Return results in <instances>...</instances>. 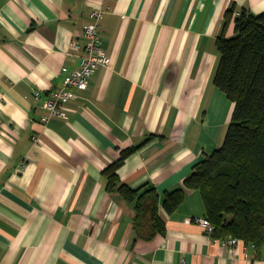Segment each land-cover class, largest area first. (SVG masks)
<instances>
[{"label": "crops", "instance_id": "crops-1", "mask_svg": "<svg viewBox=\"0 0 264 264\" xmlns=\"http://www.w3.org/2000/svg\"><path fill=\"white\" fill-rule=\"evenodd\" d=\"M233 3L264 12V0H3L0 264H264L244 242L230 247L186 221L206 216L198 190L174 213L161 211L164 234L137 239L134 206L107 190L104 175L140 146L121 180L175 190L222 145L235 104L213 79ZM98 7L111 64L67 103V117L44 123L45 98L80 64L71 42H83Z\"/></svg>", "mask_w": 264, "mask_h": 264}, {"label": "trees", "instance_id": "trees-1", "mask_svg": "<svg viewBox=\"0 0 264 264\" xmlns=\"http://www.w3.org/2000/svg\"><path fill=\"white\" fill-rule=\"evenodd\" d=\"M3 0H0V6ZM239 13V15L237 14ZM235 20V34L228 28ZM31 27L29 30H32ZM220 55L215 85L235 107L225 139L197 162L183 186L160 193L150 184L134 188L121 180L119 168L138 147L122 151L104 170L107 190L131 203L137 239L152 240L166 232L161 211L174 213L188 190H198L215 238L237 237L261 253L264 247V12L256 14L233 3L217 37ZM154 137L150 136L148 141Z\"/></svg>", "mask_w": 264, "mask_h": 264}, {"label": "built area", "instance_id": "built-area-1", "mask_svg": "<svg viewBox=\"0 0 264 264\" xmlns=\"http://www.w3.org/2000/svg\"><path fill=\"white\" fill-rule=\"evenodd\" d=\"M106 10L103 7L93 9L89 14V22L83 33V42L79 39L72 40L71 47L82 51L80 64L73 69L66 77L63 86L53 90L44 100V107L47 113L42 117L44 123H48L53 116L67 117L66 105L77 96V91L87 90L91 83L95 70L101 66L107 67L111 64L112 58L103 47L101 34L102 21ZM237 14V13H236ZM239 15V13L237 14ZM37 95L41 91L35 89ZM188 222H196L201 225L212 236L214 240L220 241L230 247L242 244V240L237 237L215 238L213 236L214 226L210 220L204 217H188ZM264 254V247L261 251ZM248 256V254H246Z\"/></svg>", "mask_w": 264, "mask_h": 264}]
</instances>
